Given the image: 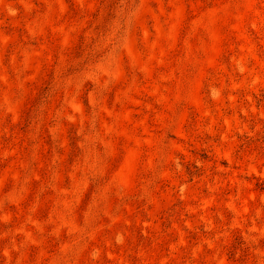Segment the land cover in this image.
I'll list each match as a JSON object with an SVG mask.
<instances>
[{"label": "rangeland", "instance_id": "374dc122", "mask_svg": "<svg viewBox=\"0 0 264 264\" xmlns=\"http://www.w3.org/2000/svg\"><path fill=\"white\" fill-rule=\"evenodd\" d=\"M0 264H264V0H0Z\"/></svg>", "mask_w": 264, "mask_h": 264}]
</instances>
